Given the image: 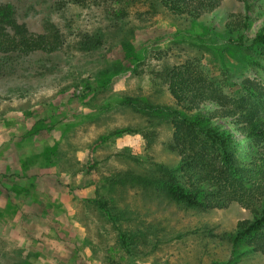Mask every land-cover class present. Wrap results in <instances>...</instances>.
Masks as SVG:
<instances>
[{
	"label": "rangeland",
	"instance_id": "obj_1",
	"mask_svg": "<svg viewBox=\"0 0 264 264\" xmlns=\"http://www.w3.org/2000/svg\"><path fill=\"white\" fill-rule=\"evenodd\" d=\"M9 3L30 29L53 23L65 42L0 78V264H264L261 252L232 245L249 210L190 207L161 182L169 169L188 183L176 114L209 159L223 153L213 132L239 131L221 117L199 121L217 104L179 106L166 66L190 65L210 91L264 125V45L251 40L264 25V0L242 43L224 28L228 15L245 12L234 0L198 19L157 0H0ZM88 35L96 44L82 46ZM236 139L228 151L250 162L256 154Z\"/></svg>",
	"mask_w": 264,
	"mask_h": 264
},
{
	"label": "trees",
	"instance_id": "obj_2",
	"mask_svg": "<svg viewBox=\"0 0 264 264\" xmlns=\"http://www.w3.org/2000/svg\"><path fill=\"white\" fill-rule=\"evenodd\" d=\"M224 1L226 0H157L169 13L186 19H198L213 12ZM234 1L243 3L245 12L228 15L224 28L230 35L229 41L242 43L245 38L250 37V12L256 9L261 0ZM93 39L88 35L82 37L80 43L91 47L96 44ZM251 40L264 45V25L254 31ZM64 42V35L55 24L49 23L43 32H36L26 22L18 19L13 5H0V78L16 76L22 71L23 64L34 65V54L53 55L63 47ZM163 74L170 94L179 106H183L186 101L190 103L189 110H200L207 103L218 105L209 117H199V121L204 118L206 121H213L214 118L221 117L232 121L239 130L220 133L211 131L217 134V139L223 144V153L221 157L209 159L203 151H197L189 142L195 137L194 130L189 127L184 129V120L176 114L173 121L174 140L183 148L180 150L181 167L188 183L181 184L171 170L165 169L166 180L161 181L163 189L175 202L195 208H224L232 202L240 203L251 212L252 219H244L238 223V230L232 237L233 248L244 244L246 249L264 254V147L261 152L256 153L259 138L264 135V125H259L258 117L240 112L210 91L205 81L198 79V74L190 65L184 63L166 66ZM237 136L246 143L248 150L256 154L250 162L245 163L231 155L230 151L239 144ZM186 143H189L192 152L187 151L183 145ZM137 182L155 186L158 179L142 177ZM100 204L105 208L104 204ZM105 210L112 216L108 209ZM123 237L122 234V240Z\"/></svg>",
	"mask_w": 264,
	"mask_h": 264
}]
</instances>
